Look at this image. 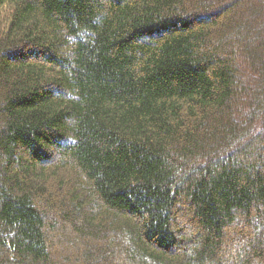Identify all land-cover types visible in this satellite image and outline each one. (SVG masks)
Returning <instances> with one entry per match:
<instances>
[{"label":"trees","instance_id":"1","mask_svg":"<svg viewBox=\"0 0 264 264\" xmlns=\"http://www.w3.org/2000/svg\"><path fill=\"white\" fill-rule=\"evenodd\" d=\"M0 264H264V0H0Z\"/></svg>","mask_w":264,"mask_h":264},{"label":"rangeland","instance_id":"2","mask_svg":"<svg viewBox=\"0 0 264 264\" xmlns=\"http://www.w3.org/2000/svg\"><path fill=\"white\" fill-rule=\"evenodd\" d=\"M241 242H242V241H239V240H238V241H234V243H233L232 246H235V245H237V244H241Z\"/></svg>","mask_w":264,"mask_h":264}]
</instances>
